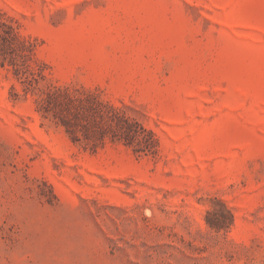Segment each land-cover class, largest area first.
Segmentation results:
<instances>
[{
    "label": "rangeland",
    "instance_id": "obj_1",
    "mask_svg": "<svg viewBox=\"0 0 264 264\" xmlns=\"http://www.w3.org/2000/svg\"><path fill=\"white\" fill-rule=\"evenodd\" d=\"M0 264H264V0H0Z\"/></svg>",
    "mask_w": 264,
    "mask_h": 264
},
{
    "label": "trees",
    "instance_id": "obj_2",
    "mask_svg": "<svg viewBox=\"0 0 264 264\" xmlns=\"http://www.w3.org/2000/svg\"><path fill=\"white\" fill-rule=\"evenodd\" d=\"M127 120V119H126ZM121 135L119 136V138H124L128 144H132L134 142H138L139 144L141 142L145 143V147L140 146L138 148H135L136 151H141V150H146L149 148V146L147 145V138L146 135H144L145 133L150 134L151 138L153 139V141L157 144L158 140L154 134L153 131L147 129L145 126H143L138 120H134L131 121L129 124L127 125H121ZM143 135V136H142ZM150 149V148H149Z\"/></svg>",
    "mask_w": 264,
    "mask_h": 264
}]
</instances>
